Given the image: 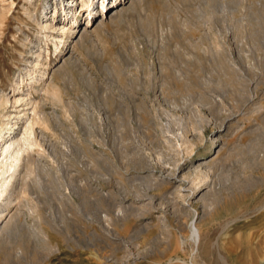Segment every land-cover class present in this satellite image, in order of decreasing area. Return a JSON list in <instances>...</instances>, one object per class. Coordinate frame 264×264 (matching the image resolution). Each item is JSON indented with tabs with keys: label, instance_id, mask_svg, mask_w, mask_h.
<instances>
[{
	"label": "rangeland",
	"instance_id": "rangeland-1",
	"mask_svg": "<svg viewBox=\"0 0 264 264\" xmlns=\"http://www.w3.org/2000/svg\"><path fill=\"white\" fill-rule=\"evenodd\" d=\"M44 2L0 0V91L44 117L0 264H264V0H139L76 42Z\"/></svg>",
	"mask_w": 264,
	"mask_h": 264
},
{
	"label": "bare ground",
	"instance_id": "bare-ground-1",
	"mask_svg": "<svg viewBox=\"0 0 264 264\" xmlns=\"http://www.w3.org/2000/svg\"><path fill=\"white\" fill-rule=\"evenodd\" d=\"M137 1H139V0H116V1H113V0H53V3H52L51 1L47 2V0H45L44 3L45 4L47 3V4L44 7V12L45 11L49 12V14H46V15L44 14L42 26L44 28L52 30L53 32H55V31L56 32H65L66 29H69V30L72 29L71 32L75 36V38H76L75 42H76L80 39L82 34L88 30V27H86V25H84V24H89V26H90V24H92L94 19L97 17H100V20L98 21V22H100L104 18L107 17V13L109 10L112 9L111 10V11H113L112 14L119 13L121 11L127 10ZM79 5H80V8H79ZM58 9L61 10V12L65 18L63 17L62 20L54 21L50 17L53 14L55 15L56 10L58 12ZM78 10L79 11L82 10L83 12H86V15L84 17V20L87 18L86 22L82 21V23L81 22L76 23V22H78L77 16H76V13ZM112 14L110 13V15H112ZM59 19H61V18H59ZM68 22L69 23L72 22V23H76V24H74L73 27L66 26V24ZM78 26L81 29L78 28V30L76 31L75 27H78ZM79 29H80V31H79ZM22 78H24V77H22ZM46 87H48V86H46ZM42 88L45 89V85L43 86V84H42ZM52 88H50L49 90H52ZM45 91H47V90H45ZM14 92H17V91L15 90ZM14 92L11 91V92L5 93V92L0 91V108L1 107H4V108L9 107V108H12L9 110V112H12V111H14L15 106L16 105L18 106V104H23V107H24V104L26 106V109L22 110L23 111L22 114L20 113L18 115L17 114L5 115L7 117V120H9V121H7L5 124L3 122L2 124L4 126L3 125L0 126V206H3V207L10 206V204L12 202L11 201L12 199L9 196V195H11V194H9V188H10L13 180L16 178L14 176L15 172H19L20 168L23 165L22 164L23 160H27L24 157L27 156L28 148L31 147L32 145L38 144L37 139L35 137L36 136L35 135V133H36L35 127L37 128V125H39L38 123H40L39 121L42 120L41 121V123H42L43 119H44L43 116H39L38 118L35 117L36 114L41 115V113L37 112V106H38V102H36L37 100L32 101L30 98H27L28 97L27 94H25V95H27L26 97L22 96L24 94V93H22V91H21V95L15 94ZM18 92L20 93V91H18ZM46 93H48V91L45 92V94ZM48 94H46V96H48ZM52 94L55 95L54 91L52 92ZM27 104L28 105L30 104V108H28V109H27ZM13 118L17 119V121L22 120L21 126L17 125L20 127H16V126H14V124H12L10 122L11 119H13ZM15 130H16V132H15ZM28 154L30 156L31 153H28ZM32 160H30V161H32ZM28 163L26 166H28ZM24 164H26V163H24ZM30 167L29 168L27 167V169H26L28 174H30V172H31ZM23 169H25V167ZM23 172H25V171H23ZM174 172H175V170H174ZM16 175H17V173H16ZM24 175H25V173H24ZM17 176H19V175H17ZM0 216H1V214H0ZM1 217H0V219H1ZM3 225H4V223H3ZM0 228H1V226H0ZM191 232H192L193 236H195V238L197 239L198 238V229L194 226V222H192V224H191Z\"/></svg>",
	"mask_w": 264,
	"mask_h": 264
},
{
	"label": "built area",
	"instance_id": "built-area-1",
	"mask_svg": "<svg viewBox=\"0 0 264 264\" xmlns=\"http://www.w3.org/2000/svg\"><path fill=\"white\" fill-rule=\"evenodd\" d=\"M113 1H116V0H113ZM86 13V12H85ZM84 13V14H85ZM47 14V13H46ZM85 17V16H84ZM84 17H82L81 19H80V22H82V21H85L86 22V20H84ZM87 19V18H86Z\"/></svg>",
	"mask_w": 264,
	"mask_h": 264
}]
</instances>
